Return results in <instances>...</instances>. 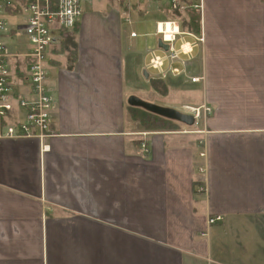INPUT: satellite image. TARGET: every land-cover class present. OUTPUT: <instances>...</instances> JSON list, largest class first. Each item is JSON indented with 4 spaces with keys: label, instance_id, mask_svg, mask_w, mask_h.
<instances>
[{
    "label": "crops",
    "instance_id": "crops-1",
    "mask_svg": "<svg viewBox=\"0 0 264 264\" xmlns=\"http://www.w3.org/2000/svg\"><path fill=\"white\" fill-rule=\"evenodd\" d=\"M112 2L54 31V135L0 138V264H264V0H205L196 11L205 41L178 36L180 60L170 61L158 40L143 85L128 65L133 19L153 20L160 38L159 24L182 31L192 21L168 0ZM11 9L7 42L29 51L26 13ZM153 52L166 58L161 69L149 65ZM11 63L25 92L26 60ZM144 92L183 112L210 111L189 129L146 130L128 108Z\"/></svg>",
    "mask_w": 264,
    "mask_h": 264
},
{
    "label": "built area",
    "instance_id": "built-area-1",
    "mask_svg": "<svg viewBox=\"0 0 264 264\" xmlns=\"http://www.w3.org/2000/svg\"><path fill=\"white\" fill-rule=\"evenodd\" d=\"M84 1L92 0H0V138L36 137L44 140L54 135L55 131L52 129L54 100L48 94L47 88V54L55 41L54 31L58 28H75L80 21L84 12ZM116 1L124 3L127 8L131 9L134 4L154 3L161 0ZM168 1L173 12L185 13L190 10L202 12L205 7V0ZM17 7H21L26 13L25 24L20 27L30 46L29 51L26 52L13 51L7 42L12 26L4 14L9 8L15 9ZM167 31L164 27L161 28V24L158 25L157 34L162 36L164 42L170 44L166 56L170 61L180 60V53L175 47L178 36L190 35L199 44L205 41L203 29L201 34L197 36L180 31L175 26L173 31ZM167 33L170 34L169 37ZM15 58L26 60L27 69L22 68L26 74V77L23 78L24 83H27L25 92L16 90L18 77L11 63V60ZM165 59V57L153 52L149 65L154 69H161ZM172 72L179 74L180 71L178 68H174ZM197 80L199 78H192V81ZM204 109L206 112L210 111V108L204 107ZM20 110L25 112L23 117L20 116ZM194 113L196 117L197 115L200 116L199 111L194 110ZM142 147L146 152L148 151L146 142L142 143ZM201 157L205 158L206 153L202 152ZM198 170L204 175V178L198 184L197 189L203 192L206 191L205 174L207 168L203 165ZM220 221H222V216L219 215L209 218V224Z\"/></svg>",
    "mask_w": 264,
    "mask_h": 264
},
{
    "label": "rangeland",
    "instance_id": "rangeland-1",
    "mask_svg": "<svg viewBox=\"0 0 264 264\" xmlns=\"http://www.w3.org/2000/svg\"><path fill=\"white\" fill-rule=\"evenodd\" d=\"M109 5H110V7H116L115 3L112 2V0L84 1L83 2V10H85L86 12H88V11L92 12V11H96V8H98V7H106V6H109ZM134 6L136 7L137 4H135ZM190 16H193V15L192 14H188L189 19H190ZM133 20L134 21L129 26V33H130V30H134L137 33L138 37L137 38H130L129 34H128L129 40L135 41L137 43L136 44V50L134 52H132V55L130 56V58H128V65L131 68V70L130 69L129 70L132 72V74L134 72V69L138 68V70H139V72L141 74L139 76H142L141 77L142 78V83L141 84L143 85L145 80H146V77H145V74H144V70L145 69H144V67H142L143 66L142 64H144L146 61H149V55H150L149 51L150 50L158 49L157 48L158 47V40L160 39V37L156 35V27H157V25L155 24V22L153 20H148L147 24H139L140 20L138 18L137 19H133ZM192 25H193L192 29H191L192 32L194 31L195 33H197L199 30H202L201 29L202 28V24H197V25L196 24H192ZM196 26H198V29H197ZM182 31H183V28H182ZM194 35L197 36V34H194ZM187 37H189V36H187ZM152 73H154V72H151V74ZM141 89H143V87H140L138 89L139 92H141ZM139 92H136V93L138 94ZM140 94H141L140 95L141 97H143L144 99H146V101H148L150 103H154V104L159 105V106L168 107L167 104H166V103L169 102L168 99H161L160 101L153 102L155 100H152V97L149 94H147L145 92L144 93H140ZM171 95H173V96L174 95H179V97L176 96L178 99H180L182 102H187V103L191 104V100H187L186 96L183 93H180L179 91H174V92H172ZM193 101H195V100H193ZM201 109H203V111L205 110L204 107L203 108H201V107H197V108L191 107V108H187L186 111L189 112L191 110V112H194V110H195L196 112L197 111L200 112ZM200 116L197 115L198 118H200ZM181 124H184V123L180 122L179 125H181ZM182 127H187V129H189V128H192V127H195V126H191L190 127V126H187L186 124H184V125H181V128ZM200 156H201V154H200ZM206 173H207V171H206ZM205 177H206V174H205Z\"/></svg>",
    "mask_w": 264,
    "mask_h": 264
},
{
    "label": "trees",
    "instance_id": "trees-1",
    "mask_svg": "<svg viewBox=\"0 0 264 264\" xmlns=\"http://www.w3.org/2000/svg\"><path fill=\"white\" fill-rule=\"evenodd\" d=\"M174 14L181 17L184 20L183 23H185V18H186L183 14L193 15L190 16L191 19L190 21H192L191 24H181L183 28L187 27L188 29H192L193 26L192 23H196V21L199 19V15L196 13V11L193 10L187 11L185 13L175 11ZM196 27L198 29V26ZM128 108L132 118L135 121H138L141 124V126L146 130H157L162 128L177 129L179 127L180 122L165 118L163 116L145 110L141 107L128 105Z\"/></svg>",
    "mask_w": 264,
    "mask_h": 264
},
{
    "label": "water",
    "instance_id": "water-1",
    "mask_svg": "<svg viewBox=\"0 0 264 264\" xmlns=\"http://www.w3.org/2000/svg\"><path fill=\"white\" fill-rule=\"evenodd\" d=\"M159 46L164 48L165 50L169 49V44L163 42L162 38L159 39ZM145 74L147 75L146 72ZM128 103L131 106L141 107L165 118L184 123L187 126H193L195 124V116L193 114L183 112L172 107L159 106L154 103L145 101L135 95L129 97Z\"/></svg>",
    "mask_w": 264,
    "mask_h": 264
},
{
    "label": "bare ground",
    "instance_id": "bare-ground-1",
    "mask_svg": "<svg viewBox=\"0 0 264 264\" xmlns=\"http://www.w3.org/2000/svg\"><path fill=\"white\" fill-rule=\"evenodd\" d=\"M175 26V25H174ZM174 26H172L170 23H168L167 25H162L161 24V28L162 27H164L165 29H167L168 31L167 32H171V31H173L174 30ZM178 26H176V28H177ZM169 33H167V36L169 37ZM188 46V45H187ZM185 47V46H184ZM207 168V167H206Z\"/></svg>",
    "mask_w": 264,
    "mask_h": 264
}]
</instances>
